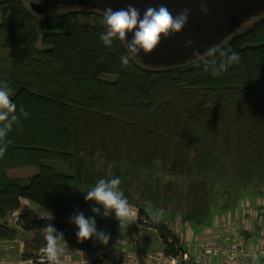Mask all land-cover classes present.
I'll return each mask as SVG.
<instances>
[{
    "label": "trees",
    "instance_id": "obj_1",
    "mask_svg": "<svg viewBox=\"0 0 264 264\" xmlns=\"http://www.w3.org/2000/svg\"><path fill=\"white\" fill-rule=\"evenodd\" d=\"M256 18L215 46L240 60L213 76L209 51L177 66H147L137 57L123 65L126 42L108 48L100 40L102 12L59 8L38 16L25 0L1 4L0 86L11 90L19 119L0 158V241L17 239L5 220L21 200L48 211V218L24 212L15 222L33 235L21 259L36 263L41 251L45 256L42 229L52 223L69 230L65 221L91 203L82 192L102 178L121 180L138 223L157 220L168 257L187 251L165 224L177 215L199 239L215 217L234 212L248 196L260 199L261 212L264 13ZM39 35L45 49L37 47Z\"/></svg>",
    "mask_w": 264,
    "mask_h": 264
},
{
    "label": "clouds",
    "instance_id": "obj_2",
    "mask_svg": "<svg viewBox=\"0 0 264 264\" xmlns=\"http://www.w3.org/2000/svg\"><path fill=\"white\" fill-rule=\"evenodd\" d=\"M200 11L205 15L208 14L206 3H201ZM189 15L190 9L185 8L174 16L163 4L158 7H148L142 16L140 10L131 4L127 8L118 10L109 7L103 13V23L106 28L100 34V40L108 48H111L116 40L126 41L128 54L122 55L120 59L123 65H128L130 58L139 56L141 51L150 54L159 46L162 39L181 32L187 24ZM129 33L132 34L130 41ZM193 43L192 40H187L185 46L192 47ZM209 53L213 59L206 64V68L211 70L213 76L226 72L231 65L239 63L240 60L239 53L219 47H212ZM193 54L199 55V50L193 49ZM11 96V90L7 86H0V158L4 157L8 144L11 143L8 136L19 119L17 105ZM20 114L25 117L28 115L22 108ZM120 184L121 180L118 177L102 178L85 193V200L94 202L91 207L94 215L86 217L83 212L78 211L69 218V221L78 228L75 235L79 241L95 238L102 244L108 243L110 235L97 230L95 219L97 215L107 217L109 214H114L120 225L132 223L135 213L127 197L120 190ZM42 231L45 234L44 253L47 264H61V257L65 252L64 245L67 244L63 233L57 231L52 223L46 225Z\"/></svg>",
    "mask_w": 264,
    "mask_h": 264
},
{
    "label": "rangeland",
    "instance_id": "obj_3",
    "mask_svg": "<svg viewBox=\"0 0 264 264\" xmlns=\"http://www.w3.org/2000/svg\"><path fill=\"white\" fill-rule=\"evenodd\" d=\"M0 1H3V0H0ZM25 1L27 3L29 2L28 0H25ZM49 14L50 13H48L47 15ZM256 19H257L256 17H252L248 21L241 24L238 27L237 32L246 29ZM81 21L90 22L91 19L86 16H83L81 17ZM37 47L39 49H45V47L41 43V35L38 36ZM102 78L106 81L115 80L114 75H104ZM51 165L58 172H64V173L67 172V170L59 164H51ZM87 192H82V194L85 196V193ZM90 202L91 203H89L90 205L88 209L79 211V212H83V214L86 217L94 215V213H92L91 211V207L94 205V202L93 201H90ZM260 202H261L260 199L251 200L249 199V196H248L246 199H244L242 204H240V207L236 209L234 212H232V214L230 211H228V212L223 213L224 218L220 217V220L217 219L218 220V223H217L218 230L216 231L213 230L212 234L215 237L220 236L222 233H227V234L229 233V234H233L237 236L241 234L242 230L245 229L250 234V237L246 238L247 240H249L250 244L252 245L260 244L259 247L263 246L264 248V230L261 235L262 229L260 230L259 228V225H262L261 228L264 229V208L261 209V212L259 211L260 209L258 208L261 206ZM245 206H248V208L247 207L245 208ZM132 207H133V211L135 215H134L132 223L127 224V225H120L119 222L116 220L114 214H109L107 217H102L99 215L95 216L97 230L103 231L110 235V239L106 245L95 240V238L91 240H86L83 242L79 241L78 238L73 235L78 231L77 230L78 228L76 227L75 224L71 223L69 219L65 221V223L68 224L69 230L62 232V233H66L63 235L64 240L66 241V238L69 239V242L66 241V243L70 244L71 248H76L77 246L79 249L81 248L82 250L89 248L91 246V241H92V244H94V247L97 249V252L94 254V256L92 255V258L88 259L89 260L88 263H84V264H133V261L135 260L131 257L141 258L140 256L155 255L158 253H162L161 250L163 246L161 242L159 241L156 235V231L154 229L156 228L155 222L157 223V220L153 219V221H151L149 219L142 218L141 223H138V220H137L138 211L136 207L134 206ZM35 210H36V213H39V214H34L35 216L37 215L36 217H41V214L44 215L43 213L48 212L37 206ZM5 222L9 228L17 227L14 221L13 215L9 216L5 220ZM0 224H1V221H0ZM165 224H166L167 229L170 230L174 235H176L180 239V241L182 242L180 243L184 247H187V250L191 251L192 250L190 249L191 246H195V244L198 242V239H196L197 238L196 233H191V229L189 230L188 225L180 218L179 215L175 216L172 221L167 222ZM18 232L20 233L21 237L27 236L26 234H24L23 231H21L18 228L17 238H18ZM241 236L245 237L244 235H241ZM71 237L73 238V240H70ZM15 240L0 241V244H1L0 245V264H3L6 261L10 262V264H15L16 263L15 261L17 260L19 262L20 261L23 262V260L21 259V256L18 257L17 255V248L14 247L15 245L13 242ZM138 242H139L138 250L140 251V253H136L134 255L129 254L128 256L130 257L127 258L125 257L127 254L120 251L121 247H124L125 245H128L129 248L135 251L137 249L135 246L138 244ZM26 243L24 244L25 246H26ZM67 249L68 248H65V250ZM251 251L252 253L254 252L253 250ZM142 253L143 255H140ZM42 259L44 260L42 261V264L47 263L46 256L42 257Z\"/></svg>",
    "mask_w": 264,
    "mask_h": 264
},
{
    "label": "water",
    "instance_id": "obj_4",
    "mask_svg": "<svg viewBox=\"0 0 264 264\" xmlns=\"http://www.w3.org/2000/svg\"><path fill=\"white\" fill-rule=\"evenodd\" d=\"M14 0H3L0 4ZM201 3H206L209 11L205 15L200 11ZM132 5L140 10L141 16L148 7L165 5L175 16L183 9H190L185 28L167 39L150 54L142 51L137 58L142 64L153 67L177 66L203 55L212 47L225 40L236 28L252 17L264 13V0H36L29 1V9L38 16H44L59 8H84L104 13ZM132 34H128V40ZM192 40V47L185 42ZM126 42V41H125ZM127 44V43H126ZM199 50V55L193 54Z\"/></svg>",
    "mask_w": 264,
    "mask_h": 264
},
{
    "label": "built area",
    "instance_id": "obj_5",
    "mask_svg": "<svg viewBox=\"0 0 264 264\" xmlns=\"http://www.w3.org/2000/svg\"><path fill=\"white\" fill-rule=\"evenodd\" d=\"M212 232L213 228L210 226L191 251L187 250L176 257H168L162 253L140 256L141 258L131 257L135 260L133 264H264L263 247L253 249L237 236L230 237L227 233H222L215 237Z\"/></svg>",
    "mask_w": 264,
    "mask_h": 264
},
{
    "label": "crops",
    "instance_id": "obj_6",
    "mask_svg": "<svg viewBox=\"0 0 264 264\" xmlns=\"http://www.w3.org/2000/svg\"><path fill=\"white\" fill-rule=\"evenodd\" d=\"M35 209H36V206H34L33 204L29 203L26 200H21V208L17 212H15V213L12 214L14 216V221L16 222L17 217L19 215H21L22 213H24V212H32L33 214H39V213H36V210ZM43 214L44 215L41 214V217H39V218H48L50 216L48 212L43 213ZM231 214H232V212H231ZM233 215H235V214H233ZM220 217H223L224 218L223 213L220 214L219 216L215 217L209 223V225L206 226V228L207 227L209 228L210 226H212V228H213L214 231L218 230L217 229V223H218V220H220ZM1 223H3V221H1ZM13 228H15V227H13ZM13 228H11V229H13ZM15 229H16V231L18 230L17 227ZM243 232H245V235H244L245 238L250 237V234L245 229L242 230V233ZM242 233H241V235H242ZM24 234H26L27 236L26 237H21L20 236V233L18 232V238L13 242L14 245H15L14 247L17 248V255H18V257L23 254L24 246H25L24 244L26 242H29L31 240L32 236H33L32 233H30V232H24ZM64 234H66V233H63V235ZM68 234H70V233H68ZM70 235H72V234H70ZM73 235L75 237H77L75 234H73ZM199 239H200V237H199ZM70 240H73V238L71 237ZM66 241L69 242V239L66 238ZM110 242H112V241H110ZM69 246H70V244H65L64 245V248H68L67 249L68 251L65 250V254L61 257V264H84V263H88V261H89L88 259L92 258V255L94 256V254L97 252V249L94 247V244H92V241H91V246L89 248L84 249V250H82L81 248L79 249L77 246H76V248H71V246L70 247ZM135 247L137 249L135 251H133L131 248H129L128 245H125L124 247H121L120 251L123 252V253H125V254H127V255H129V254L134 255L136 253H140V251L138 250V248H139V242H138V244ZM195 247H196V244H195V246H191L190 249H194ZM89 250H91V251H89ZM42 253L43 252L41 251L40 252L41 259H39L37 263H33L31 261H23V262L20 261L19 262L17 260V261H15L16 262L15 264H42V261H44L42 259V257H45L46 256V255L44 256ZM140 255H143V253L140 254ZM3 264H10V262L6 261Z\"/></svg>",
    "mask_w": 264,
    "mask_h": 264
}]
</instances>
